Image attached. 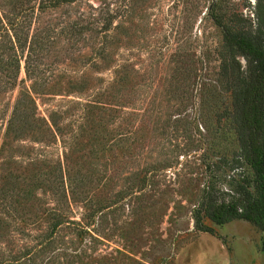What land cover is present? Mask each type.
Returning <instances> with one entry per match:
<instances>
[{
    "label": "rangeland",
    "instance_id": "rangeland-1",
    "mask_svg": "<svg viewBox=\"0 0 264 264\" xmlns=\"http://www.w3.org/2000/svg\"><path fill=\"white\" fill-rule=\"evenodd\" d=\"M257 2L74 0L40 15L62 35L36 79L24 61L14 80L0 72V264H264L257 227L206 219L203 232L191 213L209 173L212 11L255 29ZM96 18L82 38L67 33ZM26 91L32 115L14 121ZM55 212L83 227L63 226L44 249Z\"/></svg>",
    "mask_w": 264,
    "mask_h": 264
},
{
    "label": "trees",
    "instance_id": "trees-1",
    "mask_svg": "<svg viewBox=\"0 0 264 264\" xmlns=\"http://www.w3.org/2000/svg\"><path fill=\"white\" fill-rule=\"evenodd\" d=\"M72 2L74 0H0V72L6 71L9 80H14L24 61L27 77L36 79L44 65L41 52L49 51L52 40L62 35L56 32L53 23L42 24L40 15L49 8ZM212 15L221 29L222 44L217 50L219 67L210 84V96L202 103L211 108L207 125L204 123L209 131L208 146L202 154L209 173L193 204L192 218L195 228L203 232H213L206 225V219L218 225L245 220L262 232L261 250L264 252V0H258L255 6V29L238 28L215 11ZM108 18H103L98 32L102 38H107L113 22ZM95 21H99L98 18L86 23L68 22L67 33L82 38L87 31H93L91 25ZM104 51L103 48L102 55ZM5 55L7 59L3 58ZM28 95L29 91L22 92L16 101L14 121L18 118L29 122L32 109ZM216 160L217 168L212 170V162ZM239 168L242 170L238 171ZM224 182L230 186L228 191L220 187ZM50 218L40 244L44 249L53 247L63 226L80 224L56 212Z\"/></svg>",
    "mask_w": 264,
    "mask_h": 264
}]
</instances>
